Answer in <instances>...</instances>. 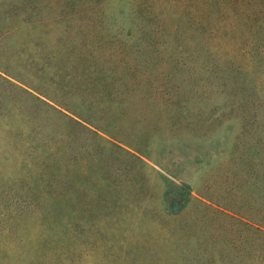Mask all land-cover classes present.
Listing matches in <instances>:
<instances>
[{
  "label": "rangeland",
  "instance_id": "rangeland-1",
  "mask_svg": "<svg viewBox=\"0 0 264 264\" xmlns=\"http://www.w3.org/2000/svg\"><path fill=\"white\" fill-rule=\"evenodd\" d=\"M132 3L0 0V68L108 134L0 80V264H264V51Z\"/></svg>",
  "mask_w": 264,
  "mask_h": 264
},
{
  "label": "trees",
  "instance_id": "trees-1",
  "mask_svg": "<svg viewBox=\"0 0 264 264\" xmlns=\"http://www.w3.org/2000/svg\"><path fill=\"white\" fill-rule=\"evenodd\" d=\"M132 1L137 15L135 18L149 23L153 22L150 27H141V31H147L150 36L169 37L168 32H173L184 37L191 32L197 33L202 36L200 43L203 47L214 49L220 46L223 38L233 41L237 37V40L233 42L239 57L253 54L251 44L246 43V40L243 41L246 38L256 44V51L260 53L264 51V0H183L178 4L168 2L166 5L160 3L159 0ZM166 12L174 13V17L157 16V14ZM236 59L231 58L230 64L238 71H242L241 67L243 66L238 63L233 65L236 63ZM0 80L25 96L46 104L67 123L96 137L107 134L99 124L94 123L95 125H93L94 121L80 112L62 107L57 101L46 97L7 69L0 68ZM43 97H46L47 100ZM109 139L110 142L117 143L112 137Z\"/></svg>",
  "mask_w": 264,
  "mask_h": 264
}]
</instances>
